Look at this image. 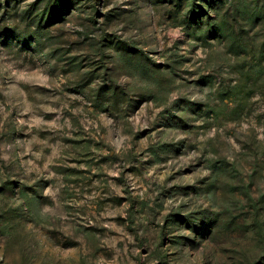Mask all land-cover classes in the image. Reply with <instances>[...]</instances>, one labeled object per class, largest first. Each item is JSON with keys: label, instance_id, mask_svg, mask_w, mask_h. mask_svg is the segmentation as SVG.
Wrapping results in <instances>:
<instances>
[{"label": "rangeland", "instance_id": "rangeland-1", "mask_svg": "<svg viewBox=\"0 0 264 264\" xmlns=\"http://www.w3.org/2000/svg\"><path fill=\"white\" fill-rule=\"evenodd\" d=\"M0 264H264V0H0Z\"/></svg>", "mask_w": 264, "mask_h": 264}, {"label": "trees", "instance_id": "trees-1", "mask_svg": "<svg viewBox=\"0 0 264 264\" xmlns=\"http://www.w3.org/2000/svg\"><path fill=\"white\" fill-rule=\"evenodd\" d=\"M57 1H59V0H57ZM67 0H62V2H63V4L66 2ZM60 10V9H59ZM59 10H57V11H59ZM53 16H56V14L53 12ZM50 19V18H49Z\"/></svg>", "mask_w": 264, "mask_h": 264}]
</instances>
